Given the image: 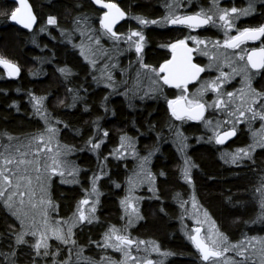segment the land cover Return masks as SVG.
Returning <instances> with one entry per match:
<instances>
[{
  "label": "trees",
  "instance_id": "1",
  "mask_svg": "<svg viewBox=\"0 0 264 264\" xmlns=\"http://www.w3.org/2000/svg\"><path fill=\"white\" fill-rule=\"evenodd\" d=\"M112 1L120 4L126 14L144 17H156L159 6L165 4V0ZM201 1L204 3L206 0ZM30 2L39 22L36 28L27 31L10 19L9 14L17 4L11 0H0V56L12 60L21 69L20 76L14 79L0 66V137L3 144L7 137L16 141L42 131L46 122L34 105L37 97L43 98L42 110L49 124L58 130L59 140L72 153L69 159L77 169L73 183H62L55 177L50 190L55 205L50 216L66 228L69 223L72 235L64 233L68 243L51 237L46 254L43 248L38 252L34 247L38 238L33 234H25L24 239L17 243L20 221L0 200V264H91L104 252V234L112 226L123 228V235L128 234L137 244L142 240L159 245L166 251L164 264H193L184 259L194 257L189 238L190 183L184 178L186 164L161 141L170 133L167 130L169 119L165 117L163 106L156 103L157 99L149 98L150 102L146 104V94L137 97L128 89L132 71L126 78H118L115 86L96 77L93 66L77 46L78 37H74L84 17L98 23L103 10L93 0ZM49 16H55L57 23L48 24ZM129 22V28L146 32L147 47H150L146 51V65L157 68L164 56L157 53L155 47L157 42L162 44L170 40L172 30H156ZM126 25L127 19L119 28ZM40 29H43L41 34ZM140 57L136 62L143 65L142 52ZM61 68L69 71L62 73ZM104 130H107L106 136L103 135ZM121 136L130 138L133 145L139 144L137 149L144 148L143 153L153 146H164L160 148L162 157L154 164L145 160L127 163L126 152L120 155L117 151ZM90 138L93 144L100 141L98 148H92L88 143ZM260 154L264 156V151ZM196 157L202 165V172L196 180L203 200L217 218L231 226V221L245 216L238 214L235 205L251 204L247 194L250 192L247 186L251 185V172H244L241 178H231L208 147L198 148ZM140 164L151 168L156 188L149 192L141 191V217L129 226L121 200L126 195L127 179ZM94 180L99 192V205L91 216L95 219L89 217L72 222ZM183 205L190 208L186 211V219L183 218L186 213L181 209ZM261 217L264 219L262 212L259 213ZM241 223L233 227L239 229ZM263 232L264 229L259 230V234Z\"/></svg>",
  "mask_w": 264,
  "mask_h": 264
},
{
  "label": "flooded vegetation",
  "instance_id": "2",
  "mask_svg": "<svg viewBox=\"0 0 264 264\" xmlns=\"http://www.w3.org/2000/svg\"><path fill=\"white\" fill-rule=\"evenodd\" d=\"M212 1L206 0L203 3L200 0L199 2L202 5L198 4L197 7L193 6V4L190 7L183 1L182 4H178L180 8L173 15L186 16L200 12L209 6ZM250 2L253 4L254 10L248 12L247 15H239L238 18L233 19V17H236V14H230L229 18L233 19L235 28L229 31V36L236 35L237 29L247 27L255 28L264 24V0H220L222 8L235 7L240 10L248 8ZM158 12L159 15L156 17H141L159 21L169 15L165 4L159 6ZM204 13L205 15H211L205 10ZM128 16L130 15L127 13V25L130 23V20L134 21L128 18ZM213 20H216L214 16ZM123 22L116 28H119ZM143 26L162 31L172 30L171 39L165 40L162 44L161 42H157V46L155 47L156 52H161L160 54L164 56L160 59L159 64L156 65L158 69L164 61L171 60L174 55L173 50L167 47V45L174 43L176 40L184 39L185 37H189L187 44L193 49L192 55L194 63L204 68L199 79L194 83L188 84L186 89L164 84L160 80L156 90L152 94L145 95V100H148V98L151 100L157 99L156 103L163 106L166 114L165 117L169 119L167 130L170 133L166 138H161V141L165 143L164 146H167V148L175 152L180 161L184 162V164L187 162L189 165L190 176L192 178L191 182H189V195L192 208V218H189L190 230H194L195 232L196 228L201 227L202 237L206 238L204 235L205 230L211 227L214 222L215 227L211 228L227 237L225 245H228V251L222 257L215 258L214 262H221L222 264H264V261L259 262V258L250 252V248L246 247L247 249L244 251L243 256L240 254L242 250L238 253L236 249L238 244L248 243L250 237L254 239L259 234V230L264 229V219L262 217L259 218L260 212L264 214V169H260L261 166H264V156L260 154L264 151V117L256 114L264 112V97H259L255 102L253 101V96L256 93H264V70L250 69V65L246 69V55L244 60H240L235 55L237 52L243 51L246 54L250 53L253 48L259 49L264 47V36H261L257 40L245 41L240 45V48L232 49L223 44L225 30L223 27L217 26L216 23L210 22L206 26L197 28L164 22L143 24ZM144 35L145 44L141 50L143 53V66L148 63L146 51L150 48L149 46L147 47L148 40L146 32ZM191 37H197L199 40L204 41L205 43L202 44L209 45V50L203 53L204 48L196 45V40L191 39ZM217 41H219V44L216 43ZM145 69L151 70L153 68ZM234 69L235 71H233ZM160 73L162 76L165 74L163 72ZM221 73H227L228 76L225 78ZM217 78L224 80V83L220 84L219 87V97L217 96V91L210 87L211 82L216 81ZM201 84H203V90L199 91ZM196 91L200 93L197 96H195ZM227 93L232 94L231 99L226 95ZM178 96H187L190 100H199L205 104L203 118L201 120H191L187 117L179 119L174 116L168 101ZM241 96L243 99H241ZM219 99L224 101L222 105L218 104ZM149 102L148 100L146 104ZM249 108H252L253 111L249 112ZM239 111H244L245 115L243 117L239 116ZM230 127H235L236 134L228 137L223 143L217 142L216 135L228 130ZM145 139H149V137H145ZM139 147V144H131V147H127V163H133L135 160L142 161L145 160L143 158L147 157L148 159L145 161H150L151 164H154L162 157V146L160 147L161 149L153 146L146 153H143L144 148L137 149ZM200 147H208L212 150L219 164L224 168L225 172L230 174L231 178H241L240 176L244 172H251L252 174L251 185L247 186V189L250 187V192L247 194L251 199V204L246 206L235 205L234 208L238 209V214H244L245 216L242 219H234L231 221V226L225 224L223 219L216 217L210 205L203 200L201 195L196 180L197 175L202 172L200 168L202 165L196 157L197 150ZM238 149L248 150L250 155L242 156L235 163H232L231 154L236 153ZM243 190L245 191L246 188ZM205 211L207 212V218L204 215ZM261 219L262 221H260ZM240 221L242 223L239 229L233 227L240 223ZM136 244L137 241L132 246ZM191 245L194 250V257L190 256L184 259H188L193 264H209V262L202 261L201 253L192 240ZM156 259H159V257L156 256Z\"/></svg>",
  "mask_w": 264,
  "mask_h": 264
},
{
  "label": "rangeland",
  "instance_id": "3",
  "mask_svg": "<svg viewBox=\"0 0 264 264\" xmlns=\"http://www.w3.org/2000/svg\"><path fill=\"white\" fill-rule=\"evenodd\" d=\"M183 1H185L190 7H192V4L195 7H197L198 4L202 5L199 2L200 0H165L164 3L167 6V12H172V14H175L180 8L178 4H182ZM218 5L219 8L222 9L220 0H218ZM204 10L209 12V14L217 19L218 8L214 6L213 1L209 6L204 8ZM137 17L141 16H128V18L134 20V25H143L140 23ZM100 20L101 18L98 19L97 24H94L92 21H89L88 18L84 17V20L81 23V28H78V30L74 32V37H78L77 46H79L82 55L93 66L96 77L98 79H103L111 86H115L118 84L116 81L118 78H126L127 75L132 71V82L130 79L128 80V84L130 85L128 89L139 97L143 94H152L156 90L158 83H160L159 77L162 76L161 73L159 71L154 72L152 69L146 70L143 68L144 66L142 63L141 65L137 63L136 60H140L141 58V51L137 53L135 47H129V42L127 40H114L111 36L106 35ZM132 30L141 32L145 37L144 33L139 29L129 28V24L126 25V27H115V31L120 33L122 36L129 34ZM39 33L41 34L43 31L40 29ZM97 38L99 41L98 43L96 42ZM132 39L135 41L137 37L133 36ZM142 44L144 47L145 39L142 41ZM195 44L204 48L203 53L209 50V45H203L202 43L198 44L197 41H195ZM156 69L158 70V68ZM117 74H119V77H117ZM203 84H201L199 91L202 90ZM195 94V96H197L200 93H197L196 91ZM48 124L49 121L39 133H34L33 135L16 141H13L11 137H7L0 150V167L5 168V174H11L12 178V185H6V191L16 193V195L13 196L12 200L8 204L5 203L7 196L0 197V200L6 206V208L9 209L17 219H19L21 225L20 230L21 232L24 231L25 234H32L36 229L43 230L44 225L42 221L45 218L48 220L49 224L53 226H57L58 223L59 226L64 230V233L67 234V228L64 227L60 222L53 221L50 216V211H53L52 209L55 208L54 202L50 196V190L52 181L55 177H57L62 183H73L76 172H73L72 169H76V167L69 159V154L72 155V153L69 152L66 145H64L59 140L58 132L51 134V142L48 144V147H45V143L47 142L50 135L47 130ZM40 136H43L44 140H40ZM120 143L118 144V148ZM121 150L124 151L123 149ZM57 152L61 154L59 159L63 167L57 173L52 174L50 172L52 157L55 156ZM124 152L127 154V150ZM5 158L9 159L11 163L5 165ZM0 180H2V177H0ZM155 183V175L152 173L151 168L143 164H140L134 168L133 173L129 179H127L125 184L126 195L121 200V205L124 210L127 211V220L129 226H132L134 222L138 221L141 217L139 210V198L142 196L141 191L143 189L147 190V192H149V190H154L156 188ZM16 184H19V189L15 188ZM20 193H24V195L21 196ZM129 196L131 197V203L135 205L137 210L135 212L131 207L126 208L125 204L122 203V201H124L125 198ZM85 198L88 199V204L80 203L78 210L82 208L86 215L91 217L93 214H95L96 208L99 205V192L97 189L95 192L93 191V184L82 200ZM21 200H23L22 204ZM49 201L50 203H48ZM93 205L95 206L94 212L91 211ZM181 209L183 212L185 211L186 214L183 215V218L186 219L188 215L186 211H189L190 208H188L186 205H183L181 206ZM17 213H20L21 215H17ZM78 214L79 213L77 211V215L71 219L72 222H76V220H78ZM194 216L197 218L196 215ZM69 225L70 224L68 223V226ZM115 228L119 230V234H124L123 228ZM210 228L211 227H208L204 233L208 239L211 238L209 236ZM211 231L213 235L218 232L213 228H211ZM189 232L192 234L194 233V230H190ZM190 233L189 235L191 236ZM51 237L57 238L56 236L49 235L47 237L48 242H50ZM37 238L39 239L38 236ZM263 241L264 233L258 234L254 239L250 237L248 243L245 242L244 244H238L236 246L237 252L239 253L241 250L245 251L247 249L246 247H248L251 249L250 252L259 258V262H263ZM102 247L104 252L100 253L99 259L92 260L90 262L91 264H143L145 259H150L153 261V264H164V256L166 254V251L162 250L160 246H157L159 248L158 252L152 251L153 244H148L142 240H140L139 243L134 246H128V256H125L124 251H121L120 249L113 248L111 246H105L104 238ZM224 247H228V245L224 244ZM250 252L249 254H251ZM117 253L119 254V257ZM156 256L159 257V259H156ZM214 264L222 263L214 262Z\"/></svg>",
  "mask_w": 264,
  "mask_h": 264
},
{
  "label": "snow or ice",
  "instance_id": "4",
  "mask_svg": "<svg viewBox=\"0 0 264 264\" xmlns=\"http://www.w3.org/2000/svg\"><path fill=\"white\" fill-rule=\"evenodd\" d=\"M96 4H105L107 11L103 12V18L100 20V23L104 29V33L106 35L111 36L114 40H127L129 42V47H135L137 53H139L142 48L143 44L142 41H144L145 37L142 35L141 32L132 30L127 35H121L120 33H117L115 31V24L117 21L121 18H123L125 15H127L123 9L120 8V6L112 0H95ZM213 4L215 7L218 8V15L217 19L214 21L213 16L211 15H205L204 10H201L200 12L193 13L191 15L186 16H180V15H173L172 12H169V15L167 17L162 18V20H148L142 17H137V19L140 21L141 24L147 25L149 23L156 24L160 22L168 23V24H187L190 27L197 28L201 25H208L211 23H216L217 26H221L225 30V39L223 41V44L227 46L228 48L232 49H238L240 48V45L243 44L245 41L249 40H257L261 36H264V24H261L258 27H247L243 29H237L236 35L229 36L228 33L231 29L235 28V24L233 22V19L238 18L239 15H247L248 12L253 11V4L250 2L248 5V8L240 10L235 7L232 8H219L218 0H213ZM230 14H236V17H233V19H230ZM10 19L12 21H18L20 24L26 26L27 28H32L33 23L35 21V16L31 11V5L28 3V0H19V6L16 7L14 10H12L9 14ZM57 18L55 16H49L48 17V24H56ZM43 30V29H41ZM133 36L137 37L135 41H133ZM189 37H185L184 39L176 40L174 43H171L167 45V47H170L173 50V58L171 60L164 61L163 64L160 65V68L152 69L154 72L159 71L165 73L163 76L159 77L161 81H163L164 84L172 85L174 84L176 87H183L187 88V84L189 80H195L201 72L204 71V68L201 67L198 64H194L192 62V56L191 53L193 49L188 46L187 40ZM191 39L196 40L197 43H205L204 41H200L197 37H191ZM98 43V38L96 40ZM219 44V41L216 42ZM177 53H179L177 55ZM235 55L240 59L244 60L245 55L247 57L245 68L248 69V66L250 65V69L255 70H264V47L256 49L253 48L250 53H243L237 52ZM227 62V61H225ZM0 65H3L8 70L9 76H17L20 72L19 66L14 63L12 60L7 59L4 56H0ZM145 68H149L150 66L144 65ZM249 69V70H250ZM60 71L62 73H66L67 69L61 68ZM235 71V69L233 70ZM223 77H227V73H221ZM224 83L223 79L217 78L216 81L211 82L210 87L215 89L217 91V96L219 97V87L220 84ZM203 90V89H202ZM201 90V91H202ZM34 95V94H33ZM229 99H231L232 94L227 93L226 94ZM259 97H264V93H256L253 96V101L255 102L256 99ZM75 97L73 100L75 101ZM241 99L243 97L241 96ZM42 97L36 98V104L34 107L37 108L38 114L44 117L45 122L48 123V117L45 115L44 111L42 110ZM169 105L171 106V111L174 116H176L179 119H184L187 117L191 120H201L204 116L205 111V104L201 103L199 100H190L187 96H178L173 100L168 101ZM217 103V102H214ZM224 101L222 99L218 100V104L222 105ZM249 112H252L253 109L249 108ZM261 117H264V112L256 113ZM245 115L244 111H239V116L243 117ZM48 132L50 133L47 142L45 143V147H48V144L51 142L52 135L58 130L55 128L53 124H48ZM235 133V127H230L228 130L220 132L216 135V140L219 143H223L224 140H226L230 136H234ZM103 135H107V130H104ZM40 140H44L43 136L39 137ZM121 143L119 145V148L117 151L120 153V155H123L124 152L121 151L123 149L124 151L127 150V147H131L130 138L126 136H121L120 138ZM89 144H91L93 149H96L100 145V141H97L96 143H92L91 138L88 141ZM127 146V147H126ZM254 147V146H253ZM61 154L57 152L55 156L52 157V165L50 166V172L52 174L57 173L62 167V163L59 159V156ZM250 155V152L245 149H238L236 153L231 154V162L235 163L238 159L242 158V156H248ZM147 160L148 158H143ZM11 161L7 158L4 159V164L8 165ZM5 168L0 167V177H2V180H0V197L7 196V199L5 200V203L8 204L14 195H16L15 192H9L6 191V185L11 186L12 185V178L11 174H5ZM73 172H76L77 169L73 168ZM184 171V178L187 179L189 182H191V176L189 174L190 168L189 165L186 162V166L183 169ZM98 179V177L96 178ZM19 184L15 185L16 189H19ZM93 191H96L95 188V180L93 181ZM259 191V190H258ZM21 196L24 195V193H20ZM23 203V200H21V204ZM50 203V201L48 202ZM81 204H88V199L85 198L80 202ZM122 203L125 204V207H131L132 210L135 212L137 211L135 208V205L131 203V197H126ZM91 211H95V206L91 208ZM78 220H86L89 219V217L86 215L85 211L81 208L78 210ZM17 215H21L20 213H17ZM205 217L207 218V212L204 213ZM92 219H95V217H91ZM23 223V219H22ZM34 223V221H33ZM44 228L43 230L36 229L33 231L34 236H38L39 239L36 240V243L34 247L39 250L43 248L45 250V254L47 253V249L49 248L48 244V236H56L58 239L64 240L65 243H68V240L65 238L64 230L59 226L57 223V226H53L49 224L48 220L45 218L42 221ZM211 227H215V224L213 222ZM26 231V230H25ZM201 229L196 228L195 232L197 235H192L189 238L195 243V246L197 249H199L202 261L209 262V264H214L215 258L222 257L225 252L228 251L227 247H222L227 242V237L224 236L222 233H215L213 235L211 228L209 230V236L208 238H201L198 234L200 233ZM67 234L68 236L72 235V226L69 225L67 228ZM25 232L22 231L19 234H17V243L21 242L24 239ZM114 237V239H113ZM104 242L105 246H111L113 248L120 249L121 251H124L125 256L129 255V252L127 251L128 246L135 243L132 239L129 238L127 235L119 234V230L115 228V226H112L110 229V232H106L104 234ZM152 251H159V248L153 244ZM240 254L243 256L244 251L242 250ZM143 264H153V261L150 259H145L143 261Z\"/></svg>",
  "mask_w": 264,
  "mask_h": 264
},
{
  "label": "water",
  "instance_id": "5",
  "mask_svg": "<svg viewBox=\"0 0 264 264\" xmlns=\"http://www.w3.org/2000/svg\"><path fill=\"white\" fill-rule=\"evenodd\" d=\"M12 2H14V3H16L17 4V7L19 6V0H11ZM94 2H95V0H93ZM113 2V1H112ZM28 3L31 5V11H32V13L34 14V16H35V21H34V23H33V27L32 28H27L26 26H24V25H22V24H20L18 21H12L15 25H17V26H19V27H21L22 29H24V30H27V31H30V30H32V29H34L37 25H38V22H39V18H38V16H37V13H36V11H35V9H34V7H33V5H32V3L30 2V0H28ZM114 3H116V2H114ZM116 4H118V3H116ZM100 9H102L103 10V12L104 11H107L108 9L106 8V6H105V4H96ZM119 6H120V4H118ZM120 8L121 9H123L121 6H120ZM123 11L125 12V10L123 9ZM126 13V12H125ZM103 18V13H102V16H101V19ZM127 19V16L125 15L123 18H121V19H119L118 21H117V23L115 24V27H117L118 25H120L123 21H125ZM181 25H187V24H181ZM189 26V25H188ZM203 26H206V25H201L200 27H203ZM189 46V45H188ZM190 47V46H189ZM179 53H177V55H178ZM191 56H192V62L194 63V61H193V55H192V53H191ZM173 58V57H172ZM171 58V59H172ZM194 64H196V63H194ZM7 73H8V70L3 66V65H0ZM20 68V67H19ZM202 73L203 72H201L200 74H199V76L195 79V80H189L188 81V84H191V83H194V82H196L198 79H199V77L202 75ZM21 74V69H20V72H19V74L17 75V76H11L12 78H16V77H18L19 75ZM187 84V85H188ZM172 86H175L174 84H172ZM1 144H2V139H1V137H0V148H1ZM198 228H200L201 229V231H200V233L198 234L201 238H203L202 237V228L201 227H198ZM194 235H197V233L195 232L194 233ZM194 243V242H193ZM195 244V243H194ZM199 250V249H198Z\"/></svg>",
  "mask_w": 264,
  "mask_h": 264
},
{
  "label": "bare ground",
  "instance_id": "6",
  "mask_svg": "<svg viewBox=\"0 0 264 264\" xmlns=\"http://www.w3.org/2000/svg\"><path fill=\"white\" fill-rule=\"evenodd\" d=\"M15 4H16V3H15ZM37 16H38V15H37ZM37 26H38V25H37ZM37 26H36V27H37ZM36 27H35V28H36ZM32 30H33V29H32ZM3 70H4V69H3ZM7 74H8V73H7ZM19 76H20V75H19ZM9 77H11V76H9ZM11 78H12V77H11ZM16 78H17V77H16ZM14 79H15V78H14Z\"/></svg>",
  "mask_w": 264,
  "mask_h": 264
}]
</instances>
